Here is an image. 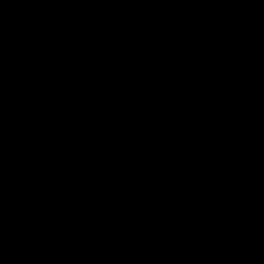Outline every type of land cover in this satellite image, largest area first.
<instances>
[{
	"label": "water",
	"instance_id": "1",
	"mask_svg": "<svg viewBox=\"0 0 264 264\" xmlns=\"http://www.w3.org/2000/svg\"><path fill=\"white\" fill-rule=\"evenodd\" d=\"M0 264H264V0H0Z\"/></svg>",
	"mask_w": 264,
	"mask_h": 264
}]
</instances>
